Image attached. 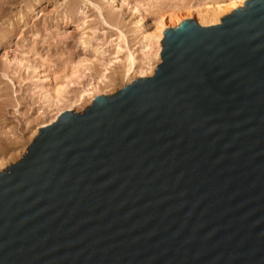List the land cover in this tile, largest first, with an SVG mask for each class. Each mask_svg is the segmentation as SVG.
Wrapping results in <instances>:
<instances>
[{"label":"water","instance_id":"obj_1","mask_svg":"<svg viewBox=\"0 0 264 264\" xmlns=\"http://www.w3.org/2000/svg\"><path fill=\"white\" fill-rule=\"evenodd\" d=\"M161 45L0 172V264H264V0Z\"/></svg>","mask_w":264,"mask_h":264},{"label":"rangeland","instance_id":"obj_2","mask_svg":"<svg viewBox=\"0 0 264 264\" xmlns=\"http://www.w3.org/2000/svg\"><path fill=\"white\" fill-rule=\"evenodd\" d=\"M209 1L0 0V155L6 170L26 155L32 132L104 72L101 94L113 96L128 86L123 57L138 47L136 32L150 28L158 10ZM116 44L122 49L119 56L114 55ZM137 59L139 66L145 62L140 55ZM83 60L88 62L79 68L81 80L70 84L65 101L47 103L41 90L44 76L52 85L59 83Z\"/></svg>","mask_w":264,"mask_h":264},{"label":"bare ground","instance_id":"obj_3","mask_svg":"<svg viewBox=\"0 0 264 264\" xmlns=\"http://www.w3.org/2000/svg\"><path fill=\"white\" fill-rule=\"evenodd\" d=\"M247 1L248 0H210L208 3L202 2L194 6L185 5L181 2L178 6H170L169 10H166L167 7L158 10V14H156L157 16L155 15L156 18L152 21L150 28L147 30H138V32H136L138 47L133 51H128L127 55L123 57V60L126 62L124 78H126L127 85H130L136 80L153 76L157 66L161 64V42L164 39L165 32L169 28H178L181 25L192 21L193 18L199 20V26L202 28L220 25V20L222 18L228 16L239 8H243ZM86 45L85 47L87 48ZM154 47L155 51L154 53H151V50ZM121 52L122 49L120 45L116 44L114 55L119 56ZM139 55L145 58V62L141 66L138 65L137 58ZM113 60L116 61L117 57H114ZM153 61L155 62L154 64L152 63ZM87 62V60H83L75 64L70 69L69 73L67 72L68 76L64 77L63 80L61 79V82L59 83H53V85L50 84L51 79L49 75H45L43 80L44 86L41 89L43 99H45L47 103L55 105H59L61 102L65 101L63 97L64 93H67L66 91L69 89L70 84H74V80H76V82L77 80H81L80 78L82 75H79L81 74L79 68L83 66L85 67L86 65L84 64H87ZM112 63L113 62L110 61L106 66H110ZM106 70L107 69H105V71ZM106 78V72H104L95 84H89L87 87L83 88L73 101H69L63 111H58L53 114L49 120L32 132V140L34 141L40 135L42 129L49 127L61 116L71 112L79 114L86 108L90 107L97 98L103 96L109 97L105 94H101L98 86L99 83L102 84V82L106 81ZM6 162L7 161H5L0 155V172L6 171Z\"/></svg>","mask_w":264,"mask_h":264}]
</instances>
